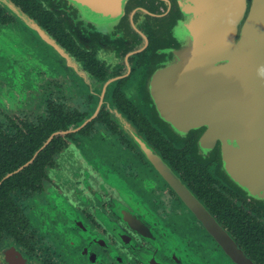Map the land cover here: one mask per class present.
I'll return each mask as SVG.
<instances>
[{
  "label": "flooded vegetation",
  "instance_id": "flooded-vegetation-1",
  "mask_svg": "<svg viewBox=\"0 0 264 264\" xmlns=\"http://www.w3.org/2000/svg\"><path fill=\"white\" fill-rule=\"evenodd\" d=\"M177 14L0 0V264H264V134L228 166L150 94Z\"/></svg>",
  "mask_w": 264,
  "mask_h": 264
},
{
  "label": "water",
  "instance_id": "water-1",
  "mask_svg": "<svg viewBox=\"0 0 264 264\" xmlns=\"http://www.w3.org/2000/svg\"><path fill=\"white\" fill-rule=\"evenodd\" d=\"M176 2L168 33L175 45L164 52L172 58L150 77V94L176 123L200 115L190 128L206 127L203 138L221 133L232 166L235 144L250 153L248 136L264 134V0Z\"/></svg>",
  "mask_w": 264,
  "mask_h": 264
}]
</instances>
